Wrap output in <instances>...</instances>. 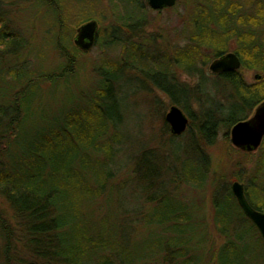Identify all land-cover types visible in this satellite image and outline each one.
I'll use <instances>...</instances> for the list:
<instances>
[{
  "label": "trees",
  "instance_id": "obj_1",
  "mask_svg": "<svg viewBox=\"0 0 264 264\" xmlns=\"http://www.w3.org/2000/svg\"><path fill=\"white\" fill-rule=\"evenodd\" d=\"M9 1L0 0V203L8 207L13 224L0 209V264H246L247 248L241 244L247 234L264 241L238 206L231 186L243 182L250 205L264 212V141L246 181L240 171L226 183L211 168L208 150L221 131L227 140L233 126L264 101V6L258 7V16H244L232 0H193L181 44L166 39L164 48L147 59L145 48L158 42L156 35L142 39L151 26L147 1L107 0L114 23L99 30L96 45L121 46L123 55L102 65L92 93H78L77 108L49 116L42 110L46 93L38 92L46 83L55 87L75 75L81 51L64 27L54 44L65 60L63 69L39 71L31 41L13 27ZM46 5L55 8L52 2ZM95 12L92 7L89 15L97 18ZM59 18L65 23V17ZM94 18L80 20L77 27ZM123 30L126 39L120 44L117 34ZM233 41L241 69L207 74L212 61L230 53ZM121 64L147 78L160 74L166 82L154 86L189 119L184 135H190V141L178 144L188 159L175 176L160 167L164 159L157 150L130 156L133 165L128 170L119 164L126 152L118 130ZM243 70L263 78L249 84ZM177 72L195 86L180 82ZM190 100L199 114L192 112ZM235 152L244 159L254 157ZM119 172L124 174L116 182ZM164 176L171 177L156 186ZM114 186L134 188L138 210L125 211L117 220H111L109 212L99 222L87 216L83 222L82 203Z\"/></svg>",
  "mask_w": 264,
  "mask_h": 264
},
{
  "label": "rangeland",
  "instance_id": "obj_2",
  "mask_svg": "<svg viewBox=\"0 0 264 264\" xmlns=\"http://www.w3.org/2000/svg\"><path fill=\"white\" fill-rule=\"evenodd\" d=\"M232 1L241 7L242 15L244 16H258V7L260 5L264 6V0ZM47 2H52L55 8H48ZM193 4V0H179L177 5L169 11L148 10L151 26L142 34V39L145 40V38L147 39L151 35H156L158 36V42L155 47L151 45L149 48H145L147 59L152 55L158 54L162 50V47L164 48V40L166 39L174 45L181 44L180 39L183 32L187 31ZM7 5L10 6L7 9L13 12V27L16 31L26 36L32 43L39 71H46L48 74L60 73L65 65V60L54 49V44L56 45V40L58 39L57 32H61L60 29L68 27L71 43L74 46V39L80 27H77V22L86 18H94L89 15L92 7L96 11L95 14L98 15H95L97 18L92 20L97 23L99 22L98 19L102 21V23H98L99 30L110 27L113 22L111 12L109 9L107 10V0H96L95 2L93 0H10ZM122 10L121 15L123 13ZM57 16L61 18L65 17V23L60 24V18ZM117 37L119 43L123 44L126 39L125 31H119ZM62 45L65 47L69 46L68 43H63ZM234 48L235 42L233 41L230 45V52H233ZM80 54V63L75 75L70 76L65 81L59 82L55 87L46 83L43 85L44 90L38 92L46 93L43 99L44 107L42 110L49 116L52 113L56 116L61 109L77 108L78 106L75 105L80 101L78 93H92L91 88L94 87L99 78L97 74L103 71L102 65L106 61L112 63L117 61L118 57L121 58L123 49L121 46L113 48L105 47L104 49L98 43L90 52L83 53L81 51ZM121 69L123 70L120 72L117 82L118 111L120 114L118 130L122 133L124 143L126 144V152L121 155L119 164L128 170L133 165L129 161L130 156H139L144 151L157 150L159 151L158 154L164 159V163L160 167L163 170H173L170 173L175 176L177 168L180 171L188 159L182 150V145L190 141V135H184V133L182 136L172 137L170 131L166 129L165 117L172 106V102L167 94L154 86L155 82L164 85L165 79L160 74L156 78H152L151 76L147 78L139 71L127 70L124 65H122ZM176 74L180 82L186 83L191 87L195 86L194 80H191L185 74L181 72H177ZM207 74H210L209 67L207 68ZM243 75L249 84L260 82L263 78V74L254 70H243ZM257 75L260 76V79H256ZM194 102L190 100V108L194 114H199V107ZM52 108L53 111L58 112H52ZM171 138L174 140L172 141L173 143L170 141ZM178 144H182L181 148ZM188 148L189 146L187 145ZM234 150L236 151L230 144V133L226 140L223 131L218 134L217 144L208 150L211 157V168L213 167L226 183L231 182L232 175L240 171V177L246 181L247 176L249 177L250 175V169L258 160L257 156L261 148L256 153L250 154L254 155V157L249 159L242 158ZM190 152L193 153L192 150ZM123 174L124 172H119L114 180L118 182L117 179L119 178L121 181L122 178L120 176H123ZM164 177L155 181L156 186H158L157 183L168 181L171 176ZM138 180L136 179L135 185L138 183ZM118 184L120 185V182L116 186ZM105 192L100 198L93 200L88 198L86 202L82 203L81 220L83 222L86 221V216L87 219L93 222H99L101 216L109 212L113 214L108 215L110 219L117 220L121 218L120 214H123L125 211L138 210L139 205L134 197V188L133 190H123L117 187L114 190L107 188ZM110 195L112 196L110 197ZM207 197H209L206 205L207 218L208 222L211 223L212 208L209 202L210 194ZM0 209L4 212L3 216L8 220L9 224H13L8 207L3 202L0 203ZM218 241L220 244L223 243L220 239ZM241 247L247 248L246 264H264V244L253 233L247 234Z\"/></svg>",
  "mask_w": 264,
  "mask_h": 264
},
{
  "label": "water",
  "instance_id": "obj_3",
  "mask_svg": "<svg viewBox=\"0 0 264 264\" xmlns=\"http://www.w3.org/2000/svg\"><path fill=\"white\" fill-rule=\"evenodd\" d=\"M146 1L151 10L163 11L174 8L179 0ZM98 32L99 25L96 21L83 24L77 30L74 45L83 53L90 52L96 45ZM241 67L242 63L239 57L230 52L212 61L209 65V72L214 75L231 73L240 70ZM256 79H260V76L257 75ZM165 121L170 127L171 134L175 137L182 136L188 129L189 119L183 110L176 105L170 107ZM263 141L264 101L255 108L252 116L235 124L230 131L231 146L242 153H256L261 148ZM231 190L241 211L252 222L264 241V212H258L250 205L242 183L234 182Z\"/></svg>",
  "mask_w": 264,
  "mask_h": 264
},
{
  "label": "bare ground",
  "instance_id": "obj_4",
  "mask_svg": "<svg viewBox=\"0 0 264 264\" xmlns=\"http://www.w3.org/2000/svg\"><path fill=\"white\" fill-rule=\"evenodd\" d=\"M148 4V3H147Z\"/></svg>",
  "mask_w": 264,
  "mask_h": 264
}]
</instances>
